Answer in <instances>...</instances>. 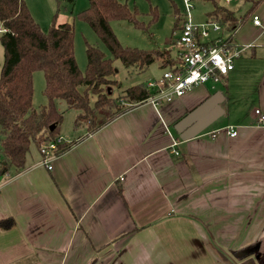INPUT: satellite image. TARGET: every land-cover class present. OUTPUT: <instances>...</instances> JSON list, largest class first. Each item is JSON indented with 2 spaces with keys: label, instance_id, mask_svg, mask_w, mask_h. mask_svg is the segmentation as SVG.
Instances as JSON below:
<instances>
[{
  "label": "crops",
  "instance_id": "1",
  "mask_svg": "<svg viewBox=\"0 0 264 264\" xmlns=\"http://www.w3.org/2000/svg\"><path fill=\"white\" fill-rule=\"evenodd\" d=\"M253 16V37L238 41L242 26L233 35L243 52L222 81L230 107L201 135L183 141L174 126L215 93L204 86L172 103L140 105L94 134H61L76 144L52 170L38 149L25 171L2 179L0 220L17 225L0 229V264H104L127 245V264H215L202 230L227 252L262 236L264 122L256 111L264 115V72L255 110L241 116L231 107L237 62L264 36Z\"/></svg>",
  "mask_w": 264,
  "mask_h": 264
},
{
  "label": "trees",
  "instance_id": "2",
  "mask_svg": "<svg viewBox=\"0 0 264 264\" xmlns=\"http://www.w3.org/2000/svg\"><path fill=\"white\" fill-rule=\"evenodd\" d=\"M88 1L89 7L77 18L89 24L113 58L86 43L87 68L82 72L74 52L73 24H57L55 17L48 31H43L24 0H0V27H3L0 39L4 49L0 77L2 179L26 170L33 144L40 150L42 146L56 143L61 138L64 113L57 109V100L66 101L68 109L76 111L74 130L85 129L87 135L96 133L149 100L151 93L147 84L131 86L122 91L120 97L114 98L112 89L119 84L115 60L140 71L157 61L165 69L182 63V59L172 57L169 52L124 47L112 29L114 21H128L139 29H148L158 18L157 8L151 9L149 15L152 18L146 24L140 20L137 8L131 10L127 3L120 0ZM211 1L214 9L209 13L210 20L218 23L227 34L224 44L228 46L234 33L264 2L250 0L252 7L239 18L233 10L220 6L218 0ZM37 71L44 72V95L48 99V104L38 110L33 108L34 74ZM51 126H55L53 131H50ZM75 144L76 141L57 144L56 154H64ZM16 225L13 217L0 220V229L3 230L13 229ZM260 241L264 247V238Z\"/></svg>",
  "mask_w": 264,
  "mask_h": 264
},
{
  "label": "rangeland",
  "instance_id": "3",
  "mask_svg": "<svg viewBox=\"0 0 264 264\" xmlns=\"http://www.w3.org/2000/svg\"><path fill=\"white\" fill-rule=\"evenodd\" d=\"M29 7V10L34 20L40 25L43 31H48L56 17L57 24L71 23L74 25L75 40L74 52L79 69L84 72L87 68L86 43L102 50L108 58L112 59V54L109 52L104 43L99 39L92 28L84 21L77 18V15L89 7L88 0H24ZM122 3H127L131 10L137 8L140 13V20L146 24L151 20L149 15L151 9L157 8L158 18L156 22L148 29H139L128 21H114L111 23L112 29L124 47L138 48L144 51H161L169 52L174 58L177 57L178 47L177 39L180 37L181 28L184 23V14L186 9L185 0H120ZM255 1V0H254ZM220 6L233 10L236 14L244 16L252 7L250 0H234L232 3H227L226 0H218ZM193 5V17L196 23H203L208 16L210 10L214 7L211 0H191ZM237 9V10H236ZM253 15L259 16L264 21V2L261 3L253 13L248 16V19ZM241 27L237 40L243 38L250 39L255 34V30L250 21ZM207 21V20H206ZM249 21V22H248ZM3 27H0V30ZM3 30L0 31V37ZM256 52V53H255ZM255 53L256 56L252 60H248L249 55ZM4 63V49L0 39V77L2 66ZM238 84L233 86L232 111H240L239 115H249L255 110L257 103V86L260 83L264 72V36L256 39L250 44L244 54V58L238 62ZM115 66L118 74L116 80L118 86L113 87V96L118 98L122 91L127 88L139 85L148 84L150 81H157L163 77L165 68L157 61L148 67V69L140 71L135 67H128L120 60H115ZM235 73V72H234ZM211 92L223 91L227 93V88L224 83H220L213 87L211 82L204 85ZM45 76L43 71H37L34 74V97L33 108L38 110L48 104V99L44 95ZM57 109L64 113V120L60 128V133L63 136L69 135L74 131V121L77 113L75 110H69L66 101L57 100ZM223 107L229 108L228 102H223ZM38 154V148L33 144L29 153ZM264 238V234L262 235ZM260 238V240L262 239ZM255 241V245L258 242ZM251 244V245H253ZM263 246V245H262ZM134 246L131 245L130 253L126 256L133 255ZM264 251V247H262ZM234 252V251H233ZM111 262V261H110ZM104 262V264H110Z\"/></svg>",
  "mask_w": 264,
  "mask_h": 264
},
{
  "label": "built area",
  "instance_id": "4",
  "mask_svg": "<svg viewBox=\"0 0 264 264\" xmlns=\"http://www.w3.org/2000/svg\"><path fill=\"white\" fill-rule=\"evenodd\" d=\"M226 2L232 3L233 0ZM185 4V21L180 37L176 41L177 56L182 59V63L166 69L161 79L147 84L151 93L147 102L155 107L161 103H172L175 99L182 98L187 92L202 87L208 82H211L213 87L219 85L234 70L235 60L243 52L242 49L234 47L232 42L230 46L224 44L227 34L218 23L210 20L196 23L191 0H185ZM253 23L261 28L263 35L262 19L254 15ZM256 114L260 115V122H264V115L258 110ZM224 130L230 137H236L238 134L236 128L232 126H227ZM60 143L62 140L58 139L56 143L44 145L40 149L43 165L48 170H52V162L58 157L56 150L57 144ZM3 181L0 178V187Z\"/></svg>",
  "mask_w": 264,
  "mask_h": 264
},
{
  "label": "water",
  "instance_id": "5",
  "mask_svg": "<svg viewBox=\"0 0 264 264\" xmlns=\"http://www.w3.org/2000/svg\"><path fill=\"white\" fill-rule=\"evenodd\" d=\"M225 101V96L222 91H216L202 104L189 112L184 118L176 123L174 126L175 132L178 134L181 140L188 141L205 132L212 124L217 122L221 117L225 115V109L222 104ZM55 126L50 127V131H53ZM202 238L206 241L207 246L210 248L211 255L207 256V259L213 258L215 264H254L252 261H244L238 263L232 258L234 252H227L221 248L215 241H213L208 232L202 230ZM260 236L257 241L260 240ZM131 245H127L123 248L117 256L110 262V264H127L126 256L130 253ZM259 248V244L256 246V250ZM245 252L251 250L245 249Z\"/></svg>",
  "mask_w": 264,
  "mask_h": 264
},
{
  "label": "flooded vegetation",
  "instance_id": "6",
  "mask_svg": "<svg viewBox=\"0 0 264 264\" xmlns=\"http://www.w3.org/2000/svg\"><path fill=\"white\" fill-rule=\"evenodd\" d=\"M259 248L256 250L257 243L250 245L246 248L235 251L232 254V258L238 263L244 261H252L254 264H264V251L262 249V243L258 242ZM251 250L250 252H245L244 250Z\"/></svg>",
  "mask_w": 264,
  "mask_h": 264
}]
</instances>
